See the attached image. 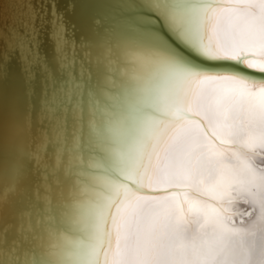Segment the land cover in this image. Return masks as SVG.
<instances>
[{"label":"snow or ice","instance_id":"6c2138e0","mask_svg":"<svg viewBox=\"0 0 264 264\" xmlns=\"http://www.w3.org/2000/svg\"><path fill=\"white\" fill-rule=\"evenodd\" d=\"M14 2L0 264H264V0Z\"/></svg>","mask_w":264,"mask_h":264},{"label":"bare ground","instance_id":"6f19581e","mask_svg":"<svg viewBox=\"0 0 264 264\" xmlns=\"http://www.w3.org/2000/svg\"><path fill=\"white\" fill-rule=\"evenodd\" d=\"M1 3V18H8L9 24L12 22L13 18L20 12L19 6L14 2V0H0ZM99 10L98 5L83 2L79 0L74 14V19L78 23L80 32L87 30L90 23V17L94 15ZM19 74L14 73L11 75L5 83V88L8 93L13 92L18 87ZM247 209L246 205H239L238 211H243Z\"/></svg>","mask_w":264,"mask_h":264},{"label":"water","instance_id":"95a60500","mask_svg":"<svg viewBox=\"0 0 264 264\" xmlns=\"http://www.w3.org/2000/svg\"><path fill=\"white\" fill-rule=\"evenodd\" d=\"M79 0H75V7L70 8L69 5L73 3V0H62L60 3L59 7L61 10L67 9L66 16L67 19L69 20L70 24L75 25L77 33H80V28L78 27L77 21H75L74 14L76 12L77 4ZM0 22H2L5 26L9 25V19L8 18H1V3H0ZM250 71V70H249ZM14 73L19 74V69L18 67L13 63V65H10L9 67V77L13 75ZM246 209H243V211Z\"/></svg>","mask_w":264,"mask_h":264}]
</instances>
